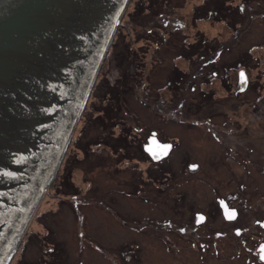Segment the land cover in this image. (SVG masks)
Instances as JSON below:
<instances>
[{"label":"rangeland","instance_id":"obj_1","mask_svg":"<svg viewBox=\"0 0 264 264\" xmlns=\"http://www.w3.org/2000/svg\"><path fill=\"white\" fill-rule=\"evenodd\" d=\"M233 6V0H130L63 160L8 264H41V260L48 264H137L139 242L129 230L136 220L123 217L128 215L127 210L135 208L136 212L139 209L137 202L148 199L172 204V201L179 200L180 195L181 204L186 201L194 205L213 204L212 187L219 195H238L245 204L257 207V218L264 217V174L259 168L247 166L243 169L241 165L233 167V174L226 168L213 174L210 167L213 158L193 151L187 159H204L202 177L205 181L187 184V178L178 172L184 162L162 161V173L158 176L159 171L149 167L148 162L141 158L139 145L132 143L140 139L143 129H157L165 140L178 137V131L186 126V122L189 124L208 116L207 112L203 116L189 112L186 103L193 97L185 92L183 82L181 85L178 83L183 79L187 58L192 57L194 61L205 53L206 49L199 48H207V52L209 48H223L225 62L235 55V48L242 52L244 48L264 43V20L261 16L247 27L245 15L235 16ZM236 18L240 25L234 26ZM188 48H193L192 55ZM218 93L225 95L221 88ZM221 96L217 95L218 98ZM223 103L227 104L226 101ZM179 105L183 107L179 108ZM226 107L222 106L220 111H226ZM240 110L244 111V107ZM222 119L221 115L213 118L216 121ZM118 121L127 126L126 140L120 128L114 127V122ZM133 127L142 129L140 135L135 137L130 132ZM118 136L122 145L115 144L114 138ZM186 136L183 134V140ZM188 137L192 138V135L188 134ZM193 137L198 144L209 146L211 151L207 153L221 155V147L208 136L197 133ZM248 139L239 142L243 149L239 158L246 161V155L250 153L245 148L252 146ZM92 142L97 144L89 150ZM254 148L253 160L260 161L259 154L264 144L259 143ZM179 152L178 149L176 156ZM187 154L181 150V156ZM125 159L129 160L128 164ZM147 168V172L156 170L154 174L159 180L168 177L164 172L173 174L172 179L162 178L160 183L166 186L170 181L175 182L174 188L161 189L163 185H160L154 189L146 179L148 183L141 188L140 195L127 196L124 191L135 189L137 181L146 182L141 178H145ZM75 185H79V193L75 191ZM128 204L132 206L128 207ZM162 213L157 216L159 221L166 219V213ZM161 241L153 242L157 252L164 248ZM235 244L237 241L232 240V250L236 248ZM184 247L190 248L194 256L191 264L202 263L195 257L197 252L192 245L185 243ZM223 258V263H226L231 257L225 254ZM219 259L210 260L219 264ZM234 261L244 263L242 260L229 263Z\"/></svg>","mask_w":264,"mask_h":264},{"label":"water","instance_id":"obj_2","mask_svg":"<svg viewBox=\"0 0 264 264\" xmlns=\"http://www.w3.org/2000/svg\"><path fill=\"white\" fill-rule=\"evenodd\" d=\"M130 0H0V264L53 180Z\"/></svg>","mask_w":264,"mask_h":264},{"label":"flooded vegetation","instance_id":"obj_3","mask_svg":"<svg viewBox=\"0 0 264 264\" xmlns=\"http://www.w3.org/2000/svg\"><path fill=\"white\" fill-rule=\"evenodd\" d=\"M233 4V13L235 16L245 15L244 17L248 21L247 27L251 26L253 21L260 16L264 20V0H233ZM233 24H235L234 26L240 25V22L238 23L236 18V22L233 21ZM200 49L204 51L206 49L205 53L196 57L194 61L192 57L187 58L183 79L178 81L179 85L182 82L185 84V92L193 97L190 102L186 103L189 112L191 114L192 112L199 113L200 116L207 112L208 116L201 120L190 121L189 124L186 122L187 127L178 129V137L169 140L161 138L157 129L152 128L147 131L143 129L142 134L141 128L133 127V131L130 130V132L134 133L135 137L140 133L141 135L138 142L132 143L139 145L141 158L148 162L149 167L159 171L158 176L162 173L160 169L162 161L173 159L175 163L176 160L184 162L178 172L187 178L185 180L187 184L205 181L202 177L205 169L204 159H187L193 151L213 158L210 161L213 174H218L222 168L228 169L233 174V167L241 165L243 169L247 166L257 167L264 174V148L259 154L261 160H253L256 150L254 147L259 146V143L264 144V43L244 48L242 52L239 48H235L237 50L235 55L230 61L225 62L222 56L223 48H209V53L207 48ZM188 50L192 55L193 48H188ZM220 88L223 89L225 95L221 96L218 93ZM217 95L221 98H218ZM223 101H226L227 104L223 105ZM222 106H227L226 111H220ZM182 107L179 105V108ZM242 107H244V111L240 110ZM219 115L223 117L222 121L213 120L214 116ZM124 125L121 121L114 122V127L120 128L122 136L126 134V132H124L125 134L122 132L124 128H127ZM185 129H188V132ZM192 130L193 133H191ZM197 133L201 136H208L214 144L221 147V155L218 157L214 152L207 153L206 151H211L208 145L193 141L195 139L193 134ZM183 134L187 135L184 140ZM188 134H191L192 138L188 137ZM135 137L131 136L130 138L135 139ZM120 138V136L114 138L116 145H122ZM181 138L183 142H181ZM246 138H249L247 141L252 145L245 148L246 152L250 153L246 155L247 161L239 158V153H243L239 142ZM105 139L108 140L106 137ZM126 139L124 137V140ZM96 144L97 142L90 143L89 150ZM163 145L171 146L166 155L162 148ZM107 147L110 146L107 145ZM178 149L180 152L176 156ZM139 150L137 151L139 152ZM181 150L188 154L181 156ZM124 161L127 164L129 162L126 159ZM175 166L173 165V167ZM147 170L148 168L144 171L145 178L141 179L144 181L148 179L154 189L155 187L159 188L160 185H163L160 186L161 189L174 188L175 182L170 181L171 186L168 183L166 186L164 183H160L162 178L172 179L173 174L164 172L168 177H162L159 180L154 174L156 170L149 172ZM146 183H148L147 180L146 182L137 181L135 189L124 192L127 196L140 195L141 188H144ZM74 189L79 193V185H75ZM211 191L214 195L213 204L194 205L189 201L181 204L180 197L182 195H180L179 200L172 201V204H163L164 202L148 199L137 202L139 209L136 212H134L135 208H129L128 215L123 217L136 220V224L131 225L129 230L133 231L139 242L137 264H191L193 255H191L190 248L184 247L185 243L194 247V251L197 252L195 257H198L201 264H215L210 260L211 258H215L217 261L220 258L221 263L219 264H230L229 261L233 260H242L243 264H264V260L261 259V247L264 246V217L257 218L255 216V212L258 211L257 207L245 204L234 193H229L226 196L219 195L214 187L211 188ZM130 206L132 204H128V207ZM160 207H162L161 210ZM105 208L107 209V206ZM159 212L166 213L167 217L164 215L166 219L159 221V217H157ZM123 224L128 225L129 223L124 222ZM160 239L164 248L157 252L153 242ZM232 240L238 243L235 244L236 248L233 250L230 245ZM257 241L260 242L257 243ZM153 252L154 254H152ZM225 254L231 258L223 263ZM42 261H40L41 264H48ZM233 264H238V262L234 261Z\"/></svg>","mask_w":264,"mask_h":264},{"label":"snow or ice","instance_id":"obj_4","mask_svg":"<svg viewBox=\"0 0 264 264\" xmlns=\"http://www.w3.org/2000/svg\"><path fill=\"white\" fill-rule=\"evenodd\" d=\"M243 75V74H242ZM155 142V141H154ZM170 145H163L162 148L164 150V154H167V150L170 148ZM150 150V149H149ZM159 158V157H157ZM261 259L264 260V246L261 247Z\"/></svg>","mask_w":264,"mask_h":264},{"label":"trees","instance_id":"obj_5","mask_svg":"<svg viewBox=\"0 0 264 264\" xmlns=\"http://www.w3.org/2000/svg\"><path fill=\"white\" fill-rule=\"evenodd\" d=\"M102 64H103V63H102ZM102 64H101V65H102ZM178 83H180V82L178 81ZM90 93H91V92H90ZM125 129H127V128H124V129H123V130H124L123 132H127ZM124 136H125V139H126V138H127V137H126L127 134H125ZM130 137H131V136H130ZM132 140H133V139H132ZM134 140H135V139H134ZM132 142H136V141H132ZM64 155H65V154H64ZM62 160H63V159H62ZM23 236H24V235H23ZM22 238H23V237H22Z\"/></svg>","mask_w":264,"mask_h":264},{"label":"bare ground","instance_id":"obj_6","mask_svg":"<svg viewBox=\"0 0 264 264\" xmlns=\"http://www.w3.org/2000/svg\"><path fill=\"white\" fill-rule=\"evenodd\" d=\"M100 67H101V66H100ZM26 229H27V228H26ZM25 231H26V230H25ZM24 234H25V233H24ZM24 234H23V235H24ZM13 255H14V254H13Z\"/></svg>","mask_w":264,"mask_h":264}]
</instances>
